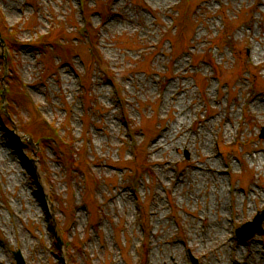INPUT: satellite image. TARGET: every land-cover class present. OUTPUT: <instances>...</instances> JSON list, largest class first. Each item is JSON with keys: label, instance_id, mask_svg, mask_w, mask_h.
I'll list each match as a JSON object with an SVG mask.
<instances>
[{"label": "rangeland", "instance_id": "rangeland-1", "mask_svg": "<svg viewBox=\"0 0 264 264\" xmlns=\"http://www.w3.org/2000/svg\"><path fill=\"white\" fill-rule=\"evenodd\" d=\"M51 29L56 41L43 50L39 35ZM0 36V67L16 71L9 80L39 108L10 87L12 127L0 118L11 163L0 162L2 264H16L17 250L26 264H194L189 255L264 264V235L234 238L264 209V0H0ZM181 106L189 139L170 145L163 135ZM48 122L72 135L73 152L43 138ZM176 130L169 138L182 137ZM25 132L36 142L25 146ZM156 141L164 144L152 150ZM133 143L144 147L138 159ZM129 161L148 170L133 180ZM210 164L222 170V200ZM198 171L196 184L186 180ZM220 218L227 228L213 237Z\"/></svg>", "mask_w": 264, "mask_h": 264}, {"label": "bare ground", "instance_id": "bare-ground-1", "mask_svg": "<svg viewBox=\"0 0 264 264\" xmlns=\"http://www.w3.org/2000/svg\"><path fill=\"white\" fill-rule=\"evenodd\" d=\"M9 6L12 7V5H9ZM11 7H9V9H11ZM11 11H13V10L11 9ZM172 86H173L172 83H169V85H168V87L166 89V92H168L171 89ZM179 86L181 87L180 84H179ZM262 105L263 104H259V106H262ZM179 109L180 110L177 112L178 117L173 121V125H169L167 127V131L163 135L164 142H168L170 145H175V146H179L180 144H182V141L184 139H185V141L189 139V135L186 134L183 131L185 124H184V122L180 118V116L184 114L183 106H181V108H179ZM262 110H264V108H262ZM176 128H177V130H176L177 133H180L182 137H179V138H177V137L169 138V135H168L169 130L172 131V130H175ZM163 144L164 143H161L160 141H156L154 143L153 147H152V150L157 149V148H161L163 146ZM206 149L207 150L209 149L207 145H206ZM207 157H208V161L211 160L210 162L212 164L213 163H216V162L218 163L217 159L214 157V154L212 155L211 153H209L207 155ZM8 160H9V158L6 155V151H4L3 148H0V162L2 163V165H6L7 167L8 166H11V163L8 162ZM212 164H210L209 166L205 165L204 166V169L207 170L205 172H211V174L214 176L213 177V180L214 181H218V183H219V185L217 186L218 192L215 195H216V198L219 197L222 200L224 198V193L222 191L221 184H222V182H223L224 179H223V175L219 174L220 172H222V170H221V168H218L216 165H212ZM213 168H216V171L215 172L213 171ZM200 173H203V172L202 171L193 172V173L190 174V177L189 178H188V175L189 174H187L186 180H188V181L196 184L197 183L198 175ZM201 176L203 177V179L206 178V176L204 174H202ZM223 205H224V202H223ZM223 205L220 206V209L221 210H225V207ZM215 206H216V201H215ZM226 228H227V224L224 223V221L221 220V218H220V220L218 222H216V223H214V224H212L210 226V230H211V233L213 234V237L218 236L219 232H220V234H222L225 231ZM235 260L236 259H234L233 262H235ZM18 262H19V264H26L23 257L21 259H19ZM163 262H165V261L162 260L161 261V264H163ZM2 263H3V261L1 260L0 261V264H2Z\"/></svg>", "mask_w": 264, "mask_h": 264}, {"label": "water", "instance_id": "water-1", "mask_svg": "<svg viewBox=\"0 0 264 264\" xmlns=\"http://www.w3.org/2000/svg\"><path fill=\"white\" fill-rule=\"evenodd\" d=\"M263 135H264V129L262 132V136ZM263 220H264V211H261L257 213V215L254 217L252 222L245 223L241 228L237 230L238 237L242 239H247L253 236L255 232L263 233L261 228V224ZM246 228H249L248 233H245Z\"/></svg>", "mask_w": 264, "mask_h": 264}, {"label": "trees", "instance_id": "trees-1", "mask_svg": "<svg viewBox=\"0 0 264 264\" xmlns=\"http://www.w3.org/2000/svg\"><path fill=\"white\" fill-rule=\"evenodd\" d=\"M93 53H94V51L92 50V51H91V56L93 55ZM94 56L96 57V55H94ZM12 92H13L12 90H9V93H10V94H12ZM138 151H142V150H138ZM138 156H139V154H138ZM71 162H73L72 159H71ZM76 163H77V161H74L73 164L75 165ZM66 226H67V224H66ZM64 232H65V229H64V231H63V233H62L63 235H64Z\"/></svg>", "mask_w": 264, "mask_h": 264}]
</instances>
